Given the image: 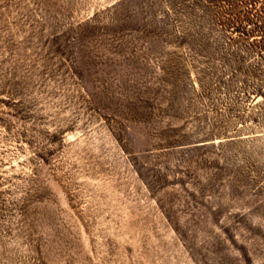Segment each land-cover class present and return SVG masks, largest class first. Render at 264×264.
Listing matches in <instances>:
<instances>
[{
	"label": "rangeland",
	"instance_id": "rangeland-1",
	"mask_svg": "<svg viewBox=\"0 0 264 264\" xmlns=\"http://www.w3.org/2000/svg\"><path fill=\"white\" fill-rule=\"evenodd\" d=\"M0 264H264V0H0Z\"/></svg>",
	"mask_w": 264,
	"mask_h": 264
}]
</instances>
